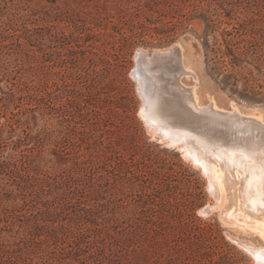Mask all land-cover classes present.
Here are the masks:
<instances>
[{
  "label": "rangeland",
  "instance_id": "rangeland-1",
  "mask_svg": "<svg viewBox=\"0 0 264 264\" xmlns=\"http://www.w3.org/2000/svg\"><path fill=\"white\" fill-rule=\"evenodd\" d=\"M178 41L200 103L264 117V0H0V264H254L140 115L139 51Z\"/></svg>",
  "mask_w": 264,
  "mask_h": 264
},
{
  "label": "bare ground",
  "instance_id": "bare-ground-1",
  "mask_svg": "<svg viewBox=\"0 0 264 264\" xmlns=\"http://www.w3.org/2000/svg\"><path fill=\"white\" fill-rule=\"evenodd\" d=\"M170 47L143 55L153 86L145 94L139 89L144 96L140 115L148 131L200 167L214 195L225 193L226 220L264 234V117L235 104L227 110L212 100L200 103L195 89L178 78L191 72L183 65L182 46L178 53H168ZM249 251L254 264H264V249Z\"/></svg>",
  "mask_w": 264,
  "mask_h": 264
},
{
  "label": "water",
  "instance_id": "water-1",
  "mask_svg": "<svg viewBox=\"0 0 264 264\" xmlns=\"http://www.w3.org/2000/svg\"><path fill=\"white\" fill-rule=\"evenodd\" d=\"M182 45H183V43L180 42V41L174 43L172 45L171 49L168 51V53H178V52H180V48H181ZM145 52L148 53V51H145V50H140L139 51L138 56H139V62H141V63H142L143 55L145 54ZM154 52L152 51V53H154ZM155 53H157V51Z\"/></svg>",
  "mask_w": 264,
  "mask_h": 264
}]
</instances>
